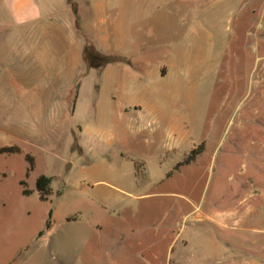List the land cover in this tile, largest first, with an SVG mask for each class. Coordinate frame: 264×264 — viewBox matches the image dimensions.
I'll use <instances>...</instances> for the list:
<instances>
[{"label":"rangeland","instance_id":"374dc122","mask_svg":"<svg viewBox=\"0 0 264 264\" xmlns=\"http://www.w3.org/2000/svg\"><path fill=\"white\" fill-rule=\"evenodd\" d=\"M223 1L51 92L0 57V264H264V0Z\"/></svg>","mask_w":264,"mask_h":264},{"label":"crops","instance_id":"0c3cea01","mask_svg":"<svg viewBox=\"0 0 264 264\" xmlns=\"http://www.w3.org/2000/svg\"><path fill=\"white\" fill-rule=\"evenodd\" d=\"M238 2L224 0L223 5L231 10ZM73 3L77 13L68 0H0V33L10 28L7 35L0 34V45L5 48L0 57L16 66L24 62V77H45L46 92L53 91L48 79L74 76L66 74V63H78L79 69L87 40L104 54L124 50L134 45L138 24L141 38L145 27L155 29L161 22H170L177 16L183 19L191 7L189 4L199 9L203 0H73ZM134 106H121V115L142 111ZM167 125L170 134L177 136L179 124L169 119Z\"/></svg>","mask_w":264,"mask_h":264},{"label":"trees","instance_id":"16d2710c","mask_svg":"<svg viewBox=\"0 0 264 264\" xmlns=\"http://www.w3.org/2000/svg\"><path fill=\"white\" fill-rule=\"evenodd\" d=\"M73 7L75 13H77V6L73 3V0H68ZM84 61L87 65L88 70H99L103 69L109 65H116L124 61L123 58L115 55H108L100 52L96 46L87 40L86 45L84 47ZM201 148V147H200ZM20 150L16 148H0V153L2 154H11V153H19ZM195 151L194 154L186 159L183 163L177 165L176 169L181 168L185 163H189L194 161ZM38 192L41 194V199L44 201H48L50 197L54 194L53 187H52V179L47 176H42L37 180L36 184ZM50 224H48V227Z\"/></svg>","mask_w":264,"mask_h":264}]
</instances>
